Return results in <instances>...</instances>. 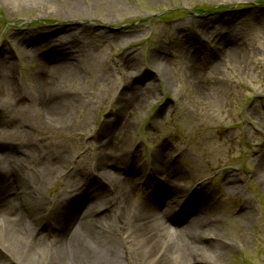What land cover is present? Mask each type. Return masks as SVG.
Wrapping results in <instances>:
<instances>
[{
    "label": "rangeland",
    "instance_id": "obj_1",
    "mask_svg": "<svg viewBox=\"0 0 264 264\" xmlns=\"http://www.w3.org/2000/svg\"><path fill=\"white\" fill-rule=\"evenodd\" d=\"M61 2L33 0L21 6L0 0V49L5 46L16 61L17 78L28 95L35 93L31 74L39 62L22 54L20 35L42 33L41 41L50 42L45 50L65 30H77L63 41L80 61L64 73L72 101L62 121L48 120L41 107L0 112V154L6 145L34 143L29 155L14 147L10 153L26 177L46 176L44 196L65 200L67 214L77 217L86 174L107 159L102 128L129 105L134 91L137 112H124L128 129L113 136L119 145L112 149L118 176L138 181L141 188L156 180L152 177L162 179L154 207L174 219L206 203L200 215L216 217L215 231L202 240L232 246L219 264H264V0H83L79 14L63 16L55 6ZM225 37L236 42L237 51L228 50ZM156 62L164 63V73ZM178 176L185 190L175 186ZM169 180L187 196L172 210L164 202L171 196ZM248 201L255 217L246 220L242 211ZM55 212L25 215L33 225L37 218L54 224ZM160 229L165 239L168 228ZM209 247L201 256L218 254ZM176 262L165 256L156 264ZM20 264L42 261L30 253Z\"/></svg>",
    "mask_w": 264,
    "mask_h": 264
},
{
    "label": "bare ground",
    "instance_id": "obj_2",
    "mask_svg": "<svg viewBox=\"0 0 264 264\" xmlns=\"http://www.w3.org/2000/svg\"><path fill=\"white\" fill-rule=\"evenodd\" d=\"M6 1L20 3L21 6L24 2H33V0ZM82 1L63 0L60 3L61 7L59 3L55 5L58 7L56 10L61 16L62 13L79 14ZM76 34L77 30L72 32L65 30L46 56H40L36 49L40 45L50 43L41 41L44 38L42 33L26 32L17 39L20 41L22 54L28 59L30 57V60L39 62L31 74L36 86L34 95H28L19 82L16 61L12 55L8 54L5 46L0 49V112H28L41 107L50 121L58 122L65 118L72 97L64 90L67 81L64 73L73 69L70 65L74 61L76 63L80 61L76 60L75 53L69 54L68 45L63 39L74 38ZM34 41L39 44L33 43ZM223 42L230 45L229 51H237L236 42L232 39L225 37ZM157 67L164 73L166 69L164 63H157ZM123 68L129 72L130 65L124 64ZM5 91L9 92V98L4 96ZM128 98L129 105L127 107L125 105L117 117L108 120L102 128V137L105 140L102 147L107 157L105 164L88 172L84 179V186L87 187L80 188V191L85 190L87 199L90 197L96 199L92 207L88 206L90 210L85 212L88 216L92 215L90 220L69 217L64 213L65 200L61 201L56 197L46 198L42 192L45 179L48 180L46 176L26 177L22 171V163L18 161L15 153L10 151L11 147H14L18 152L29 155L32 148H35L34 143L26 142L25 146L22 144L11 147L8 144L9 146L4 147L5 151L0 154V264H20V258L23 261L29 259L30 253L38 255L42 264H156L157 260L161 261L165 256L168 257V261L175 258L176 264H219V257L231 249L230 244L221 240L219 247L216 243L208 244L206 240H202L214 234L215 222L210 219L196 216L185 222L180 221L184 223L178 226V220L168 211L159 214L154 207L156 203L154 200L162 191L158 182H149L148 188H141L138 181L133 184L118 176L115 169L120 171V165L116 164L117 159L114 154L112 155V149L119 146L113 142L114 132L117 129L122 131L128 129L124 112L131 110L137 112L138 107L134 91ZM259 152L262 153L263 149ZM163 157L165 159L164 155ZM262 157L264 158V152ZM130 165L133 170L138 167L136 161H132ZM133 174L129 176L134 179ZM135 179L141 182V178ZM182 183L185 184V180L180 176L175 186L185 188ZM167 184L172 186L168 192L171 196L164 202L165 206L172 210L174 205H179L183 200L177 198L176 187L172 181L169 180ZM73 198H76L75 195ZM194 209L196 207L192 210L195 213ZM54 211L58 212L54 225L38 218L33 225L28 219L29 216L31 218L41 216V212ZM242 212L246 220L255 217L253 203L246 202ZM25 213L29 216L27 217ZM217 222L221 223V220ZM164 227L168 228L165 231V239L160 237V228ZM152 243L155 245L154 249L151 247ZM209 246H214L218 254L211 252L209 256H201L203 253L208 254ZM141 249L144 253L137 254ZM15 250L19 251L20 258L14 255Z\"/></svg>",
    "mask_w": 264,
    "mask_h": 264
}]
</instances>
